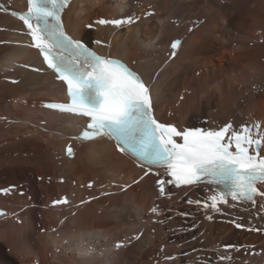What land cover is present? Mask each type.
Masks as SVG:
<instances>
[{"label": "bare ground", "instance_id": "6f19581e", "mask_svg": "<svg viewBox=\"0 0 264 264\" xmlns=\"http://www.w3.org/2000/svg\"><path fill=\"white\" fill-rule=\"evenodd\" d=\"M4 1L25 8L26 0ZM63 17L74 38L145 78L160 122L180 130L264 126V0H73ZM127 17L137 20L97 23ZM172 38L183 43L170 59ZM15 62L40 64L21 23L0 13V186L18 185L0 194L15 214L0 220V264H86L94 251L108 264H264V197L252 204L229 196L216 212L203 207L212 185L161 196L158 178L140 179L105 140L76 143L73 160L64 158L68 134L82 122L42 109L62 85ZM63 198L69 205L54 203Z\"/></svg>", "mask_w": 264, "mask_h": 264}, {"label": "snow or ice", "instance_id": "6c2138e0", "mask_svg": "<svg viewBox=\"0 0 264 264\" xmlns=\"http://www.w3.org/2000/svg\"><path fill=\"white\" fill-rule=\"evenodd\" d=\"M27 3L25 12L13 11L11 15L23 21L31 37L30 46L39 51L47 68L67 86L68 103L45 106L87 118L86 128L76 139L107 137L115 140L118 150L131 155L141 167L149 171L153 167L164 168L169 178L156 180L161 196L165 195L167 185H212L211 203H204L203 207L216 212L221 211L219 204L228 203L229 196L233 201L252 204L257 196L264 197V156L260 155L264 126L252 123L236 132L230 123L219 130H178L159 123L152 113L149 87L136 72L118 59L97 54L86 46L87 42L66 33L62 13L70 0ZM0 11L8 9L0 5ZM133 22V17L97 21L118 28ZM180 44V40H175L171 48L175 50ZM176 138H181L182 143ZM67 154H74L71 146ZM148 174L145 171L144 175ZM154 174L159 177L158 172ZM188 203L200 205L201 201L189 199ZM151 211L155 213L157 208Z\"/></svg>", "mask_w": 264, "mask_h": 264}, {"label": "rangeland", "instance_id": "374dc122", "mask_svg": "<svg viewBox=\"0 0 264 264\" xmlns=\"http://www.w3.org/2000/svg\"><path fill=\"white\" fill-rule=\"evenodd\" d=\"M86 27L89 29L88 25H87ZM195 76L198 77L197 72L195 73ZM8 81H9V80H7L6 82H8ZM179 99L181 100V99H182V96L179 97ZM9 154H11V153H9ZM9 154H8V155H9ZM14 156H15V157H18V153H15ZM189 211H194V210H193V208H192L191 210H189V209L187 210V212H189ZM238 228H241V227H238ZM150 238H151V236H150ZM56 253H57V252H56Z\"/></svg>", "mask_w": 264, "mask_h": 264}]
</instances>
